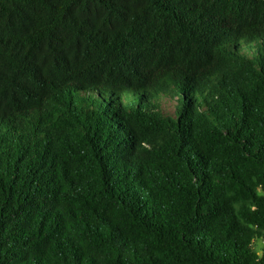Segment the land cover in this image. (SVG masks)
Wrapping results in <instances>:
<instances>
[{
    "label": "trees",
    "instance_id": "16d2710c",
    "mask_svg": "<svg viewBox=\"0 0 264 264\" xmlns=\"http://www.w3.org/2000/svg\"><path fill=\"white\" fill-rule=\"evenodd\" d=\"M264 0H0V264H264Z\"/></svg>",
    "mask_w": 264,
    "mask_h": 264
},
{
    "label": "rangeland",
    "instance_id": "374dc122",
    "mask_svg": "<svg viewBox=\"0 0 264 264\" xmlns=\"http://www.w3.org/2000/svg\"><path fill=\"white\" fill-rule=\"evenodd\" d=\"M257 250L262 255L264 253V240H261L257 243Z\"/></svg>",
    "mask_w": 264,
    "mask_h": 264
}]
</instances>
